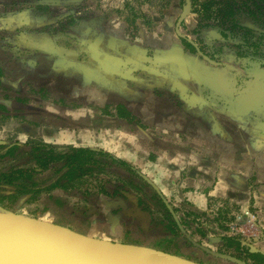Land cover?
<instances>
[{"label": "crops", "instance_id": "1", "mask_svg": "<svg viewBox=\"0 0 264 264\" xmlns=\"http://www.w3.org/2000/svg\"><path fill=\"white\" fill-rule=\"evenodd\" d=\"M18 1L0 0V64L7 74L1 73L0 83L18 89L22 77L7 67L17 65L45 90L40 100L48 116L68 119L84 103L107 105L109 117L118 118L108 131L113 150L143 170L167 206L197 209L219 236L240 235L264 253V111L251 107H264V98L235 95L246 82L233 65L179 61L182 40L171 26L178 5L172 1L164 13L158 0L154 6L153 0H28L14 6ZM79 4H86L87 14L74 10ZM37 7L48 13L42 18ZM135 81L139 92L130 87ZM116 100L124 111L116 110ZM136 132L140 140L133 142L128 134Z\"/></svg>", "mask_w": 264, "mask_h": 264}, {"label": "rangeland", "instance_id": "2", "mask_svg": "<svg viewBox=\"0 0 264 264\" xmlns=\"http://www.w3.org/2000/svg\"><path fill=\"white\" fill-rule=\"evenodd\" d=\"M27 1L19 0L14 3V6L25 7ZM155 1L157 0H153L149 4L154 6ZM172 1H178L181 5L185 3V0H158L157 3L158 6L162 5L161 7L165 13ZM191 1L194 10L179 25V32L196 42L201 52L211 56L210 50H214L212 47H219L214 45H220L223 50H245L248 57L245 58L244 64L260 63L256 62V60L253 61V59H260L264 63V31L253 29L254 31L250 35H244L243 33L240 35L232 26L234 25L233 22L240 23L242 22L240 20L246 17V21H251L252 24L259 26V28L264 27V0ZM85 6L86 4H79L74 7V10L87 14V11L84 9ZM37 10L42 18V14L48 13L43 7H37ZM123 14L124 11L121 13V16ZM73 17L75 18V16ZM73 17L69 18V21H73ZM54 18L55 13L52 16V19ZM85 18L88 17L85 16ZM53 23L55 25L58 24L57 28L61 27H59V23L61 22L55 21ZM206 25L215 28L214 30L220 34L222 31L223 40L211 39L210 35L204 30L203 26ZM231 36L237 37L240 42L234 41ZM252 41H254V46L251 45ZM68 42L72 43V41ZM180 43L182 44L181 49L184 51V57L179 58V61L190 63L195 58L201 59L183 41ZM1 57L4 60L8 59L5 51L2 52ZM16 66H10L9 64L7 67L11 69L8 70L9 74H12L13 71V75L22 77L18 81V89H13L8 82L0 83V139L9 142L18 141L26 143L25 150L37 142L51 145L90 146L102 149L123 160L120 157L122 153L113 150L111 140L114 136L109 137L110 135L108 134L109 129L113 130L115 122H118V118L109 117L107 105L94 107V104L84 103V105H81L83 107H80L82 109L74 107L73 109H77V111L75 114L67 116L69 117L68 119L60 118L53 113L48 116L45 103L40 100L41 96L45 94V90L42 91L41 86L34 84L36 79H33L29 75H23L18 67L15 68ZM234 67L235 71L239 73L238 77H242L246 73L240 67ZM2 73L3 75H7L6 72ZM227 73L229 75L230 72ZM139 83V81H135L130 86L132 87L131 89L139 92ZM112 89L121 94L124 93L123 90L116 86ZM261 98H264V93H262ZM116 105L124 109V105L118 100H116ZM116 110L118 111L117 108ZM27 112L33 117L32 121L31 118H28ZM45 121L49 123V126H44ZM130 123L127 126H130ZM91 130L94 132H91ZM119 136H117L119 147H122L126 141L122 135ZM140 136L141 134L137 132L130 136L128 134V137L133 142L139 141ZM5 161L1 165L9 163L8 161H16V163L24 165H37L33 161L28 162L27 156L22 154L16 157H7ZM105 167L116 174L83 175L79 178L71 179L64 185L60 184L65 182V178H60L58 174L51 175V169H48L40 175H33V180L40 182L41 186L55 181H57L58 185L41 191L33 201L16 205L18 203L14 197H6L0 202V206L23 215L65 225L82 233L90 232V230L95 233L104 232L106 236L120 237L126 242L167 250L204 264H234L225 259L205 253L194 245L192 246V243L186 237L187 235L193 241L209 249L230 254L251 264V261L246 258L244 251L237 252L233 248H227L224 240L217 241L213 239L222 234L210 227L212 223L202 220L203 218L199 214L196 216L194 211H198L197 209L191 211V207L188 205L183 206L180 204L172 206L168 202L172 210L171 212L176 216L184 231L182 232L179 227L177 229L176 223L171 222L173 217L170 209L166 207L160 196L157 195L158 193L155 192L154 187L116 163L108 164ZM133 168L140 175L149 179L141 168L136 166ZM128 180H132L133 184ZM150 183H153V186L155 185L152 181ZM135 184L140 186L141 189H135L133 186ZM126 196L131 202L128 203L125 200ZM114 201H122L128 207L133 206L135 211L131 213V217H126L119 212L117 213L116 208H113ZM212 203L213 201H210L209 205H214ZM131 208H128V210ZM186 212H191L192 214L188 215ZM238 236L241 238L240 235H234V237L239 238ZM219 237L222 238V236ZM243 243L258 249L253 240H246Z\"/></svg>", "mask_w": 264, "mask_h": 264}, {"label": "water", "instance_id": "3", "mask_svg": "<svg viewBox=\"0 0 264 264\" xmlns=\"http://www.w3.org/2000/svg\"><path fill=\"white\" fill-rule=\"evenodd\" d=\"M190 6L191 1L185 0L177 24L189 12ZM204 57L207 61H212L207 56ZM249 71L253 72L252 81L249 85L258 80H264V67L251 68ZM249 85L246 86L244 91L250 88ZM154 189L157 191L155 186ZM116 203L124 207L122 201H114V204ZM173 216L178 227L184 232L176 216L174 214ZM186 237L192 245L205 253L225 259L234 264H249L243 259L209 249L193 241L187 235ZM250 247L252 246L250 245ZM0 264L204 263L151 246L94 237L65 225L23 215L0 206Z\"/></svg>", "mask_w": 264, "mask_h": 264}, {"label": "trees", "instance_id": "4", "mask_svg": "<svg viewBox=\"0 0 264 264\" xmlns=\"http://www.w3.org/2000/svg\"><path fill=\"white\" fill-rule=\"evenodd\" d=\"M240 21L242 22H233V24L239 31L243 30L246 35H249L250 31H252L253 29L262 31L261 28L252 24L251 21H246V17H243ZM182 40L189 48L193 50L195 54L197 53V55L202 58L199 52H197L194 46L191 44V41L187 40L184 37H182ZM233 40L239 41L237 37H235ZM214 52L211 56L207 55L206 53L205 54L209 56L213 61L224 60L230 62L233 65L238 66L239 64L241 67L246 68L248 66L246 64H242L245 58H247L248 56L246 52L238 51L236 49H226V52L228 54L227 56L226 54L224 55V52L220 49H216V51ZM2 71L3 65L0 64V77ZM240 89L241 87L237 88V90L235 91V95L241 96L245 101L254 100L257 96H260L262 93H264V88H262L261 86L258 87L257 85H252L251 88L243 92H239L238 90ZM254 104L255 105L251 107H257L260 111H264V107H261V105H259L260 102H254ZM116 108L118 109V111L122 109L121 106H117ZM122 110L124 111V109ZM125 116L129 118V113H126ZM26 146V143H21L18 141L9 142L7 140L0 139V202L6 197H14L18 203L16 205H19L20 203L30 202L35 200L36 195L41 191L58 185L57 181H55L50 184L41 186L40 182L33 180V175H40L48 169H51V175L58 174L60 178H65V182L60 184L64 185L71 179L76 177L79 178L83 175H115L116 173L106 169L105 166H107L108 164L116 163L121 167H124L128 172L143 179V181H145L147 184L149 183V185L154 187L149 180L140 175V173H138L130 164L102 149H96L86 146L77 147L72 145H51L48 143L38 142L34 143L32 146H29L27 150H25ZM19 154L27 156L28 162L33 161L37 165H24L21 163L18 164L16 163V161H8L9 163L1 165L2 162H6L5 160L7 157H16ZM119 177L121 176L119 175ZM128 181L133 184L132 180ZM133 186L137 190L141 189L140 186H137L136 184ZM155 192L157 191L155 190ZM125 200L128 203L131 202L127 196ZM166 207L168 206L166 205ZM128 214L132 215L131 212H129ZM172 217L173 219L171 220V222L176 223L173 214ZM176 227L178 229L177 224ZM222 240L225 241V246L227 248H233L237 252L244 251L246 253V258L251 261V264H264V253L250 247V245L246 243H242L240 238L234 236H224L222 237Z\"/></svg>", "mask_w": 264, "mask_h": 264}, {"label": "flooded vegetation", "instance_id": "5", "mask_svg": "<svg viewBox=\"0 0 264 264\" xmlns=\"http://www.w3.org/2000/svg\"><path fill=\"white\" fill-rule=\"evenodd\" d=\"M191 1V0H190ZM185 2V1H184ZM177 5H178V8H179V12H178V14H177V16L175 17V19H174V23L172 24V30L174 31V33H176V35L182 40V37H184V38H186L187 40H189V41H191V44L194 46V48H195V50L197 51V52H199V54L201 55V59H204L206 62H208L209 64L211 63V65H222V66H228V65H233V64H231L230 62H227V61H224V60H222V61H207V59H205V57L204 56H207L205 53H203V52H201L200 51V47L198 46V44L196 43V42H194L192 39H189V37H187L186 35H184V34H181L180 32H179V25L184 21V19H185V17L188 15V14H190L191 12H192V10H194L193 8H192V1H191V6H190V9H189V12L186 14V16L181 20V22L179 23V24H177V20H178V18H179V16H180V13H181V11H182V9H183V5H184V3H182V5L177 1V2H175ZM233 26V28H235V30L236 31H238L239 33H240V35L243 33L244 35H246L245 33H244V31L242 30V31H239L238 29H237V27L235 26V25H232ZM205 29V32L206 33H208L209 35H210V38L211 39H215V40H223V38H222V36L223 35H221V34H223V32L221 31V34L220 33H218V32H216L214 29L215 28H213V27H211L210 25H206V26H203ZM259 27V26H258ZM262 29V31H264V27H262L261 28ZM252 31H254V30H252ZM252 31H250V34H251V32ZM193 32H195V31H193ZM249 34V35H250ZM229 37V36H228ZM232 37V36H231ZM251 37H252V35H251ZM225 38H226V36H225ZM233 39L235 38V36H233L232 37ZM259 39V38H258ZM183 41V40H182ZM254 41H252V43H251V45L252 46H254V43H253ZM214 46H219V47H212V49H214L213 51L212 50H210L211 51V53H213L214 51H216V49H220L221 51H223L224 52V54H225V52H226V49L225 50H223V48L220 46V45H214ZM238 51H243V52H246L245 50H238ZM228 52V51H227ZM227 52H226V56L228 55L227 54ZM203 53V54H202ZM215 53V52H214ZM247 53V52H246ZM209 59H210V57L209 56H207ZM248 57V56H247ZM254 60H256V62L258 61V62H260V63H257V64H251V65H248L246 68L245 67H241L239 64H238V67H240L241 69H243V70H245L246 71V73L244 74V75H242V77H238V80H240V82H242V83H245L246 82V84L245 85H242L243 86V88H241L240 90H238L239 92H243L244 91V89L246 88V86L247 85H249L250 84V82L252 81V74H253V72H251V71H249V69H251V68H253V69H256V68H259V67H264V63H262V61L260 60V59H253V61ZM242 64H244V63H242ZM247 65V64H246ZM233 66H237V65H233ZM252 85H259V86H261V85H264V80H258V81H256V82H253V83H251V85H249V87L251 88V86ZM138 172V171H137ZM123 204H124V202H123ZM130 207H132L130 210H128V208H130ZM130 207H128V206H126V204H124V207H122L120 204H118V203H116V204H113V208H116V212L118 213H121V214H123L124 216H126V217H131V215H129L128 213L129 212H131V213H134V207L133 206H130ZM115 210V209H114Z\"/></svg>", "mask_w": 264, "mask_h": 264}, {"label": "built area", "instance_id": "6", "mask_svg": "<svg viewBox=\"0 0 264 264\" xmlns=\"http://www.w3.org/2000/svg\"><path fill=\"white\" fill-rule=\"evenodd\" d=\"M232 230H234V228H232Z\"/></svg>", "mask_w": 264, "mask_h": 264}]
</instances>
